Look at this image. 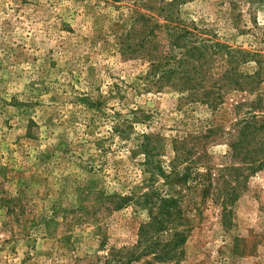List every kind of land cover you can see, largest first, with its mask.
I'll list each match as a JSON object with an SVG mask.
<instances>
[{
    "label": "rangeland",
    "instance_id": "rangeland-1",
    "mask_svg": "<svg viewBox=\"0 0 264 264\" xmlns=\"http://www.w3.org/2000/svg\"><path fill=\"white\" fill-rule=\"evenodd\" d=\"M0 264H264V0H0Z\"/></svg>",
    "mask_w": 264,
    "mask_h": 264
},
{
    "label": "trees",
    "instance_id": "trees-1",
    "mask_svg": "<svg viewBox=\"0 0 264 264\" xmlns=\"http://www.w3.org/2000/svg\"><path fill=\"white\" fill-rule=\"evenodd\" d=\"M174 34L173 35H177V34H185L186 33V29L185 28H174ZM173 37V36H172ZM158 67H160V63L159 64H153V66L151 67V70H152V73H153V76L154 77H158L157 78V82H159V81H162L164 78H166V77H169L168 75L170 74V72L169 71H167V70H161V73L160 74H156L157 73V69H159ZM210 95V92H206L205 93V96H204V98L205 97H208ZM249 115V114H248ZM244 119V118H243ZM252 119H253V117H252ZM249 120L250 119H245V120H243V121H245V122H249ZM214 130H213V128H209L208 130H207V133H212ZM162 211H161V213L162 214H164V211H165V208H163V209H161ZM154 222L156 221V220H153ZM161 228H157V231H159ZM141 232H146V230H145V227H143L142 228V231ZM177 239H179L178 240V244H177V242L175 241V240H170V242H169V244L168 245H166L165 247H163L162 248V252H163V254H162V256H161V259H162V261H167V260H170V259H172L173 257H175L176 255H181V254H183L181 251H178V252H175L176 250H173V249H167V247H170V246H172L173 248H175V247H177L178 245H179V243L181 244V243H183L184 242V237H181V236H179ZM158 257V256H157Z\"/></svg>",
    "mask_w": 264,
    "mask_h": 264
}]
</instances>
